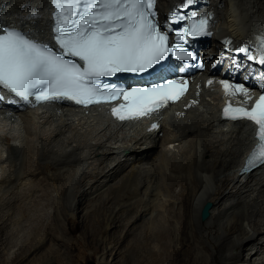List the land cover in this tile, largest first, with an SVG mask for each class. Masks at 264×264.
Listing matches in <instances>:
<instances>
[{"label": "bare ground", "instance_id": "6f19581e", "mask_svg": "<svg viewBox=\"0 0 264 264\" xmlns=\"http://www.w3.org/2000/svg\"><path fill=\"white\" fill-rule=\"evenodd\" d=\"M186 1L159 0L158 9L162 14ZM203 2L211 4L205 10L212 18L214 52L227 58L254 49L264 34V0ZM47 5L48 0H0V26L16 24L46 39ZM224 69L188 78V96L154 114L161 128L151 133L144 121L113 120L106 106L1 109L0 206L6 200L18 206L46 182L62 187L74 211L84 202L106 205V229L125 233L121 243L116 240L119 245L131 246L128 238L146 231L145 246L134 247L132 264H164L168 255L175 256L174 264H264V167L239 174L254 132L247 121L220 119ZM208 203L210 217L203 221ZM1 214L3 243L17 229L27 234L29 219L22 210ZM45 243L44 236L39 244ZM119 245L111 250L121 255L127 246ZM23 247L19 259L28 264L29 246ZM98 264H104L102 258Z\"/></svg>", "mask_w": 264, "mask_h": 264}, {"label": "snow or ice", "instance_id": "6c2138e0", "mask_svg": "<svg viewBox=\"0 0 264 264\" xmlns=\"http://www.w3.org/2000/svg\"><path fill=\"white\" fill-rule=\"evenodd\" d=\"M154 3L155 0H54L59 52L25 33L5 29V34L0 35V89L25 102L34 95L36 101L67 99L85 105L99 103L98 95L115 99L123 92L130 104L127 115L113 109L120 119L155 111L167 99L178 97L170 92V85L124 91L101 79L118 73L145 72L163 60L166 51L175 50L167 47L168 36L159 30L155 13L150 11ZM206 23L199 21V31ZM65 56L78 58L83 66ZM260 63L264 64V55ZM225 88L229 85L225 84ZM230 110L259 126L260 145L253 160L259 153L264 164V95L251 111L230 105L225 115Z\"/></svg>", "mask_w": 264, "mask_h": 264}, {"label": "rangeland", "instance_id": "374dc122", "mask_svg": "<svg viewBox=\"0 0 264 264\" xmlns=\"http://www.w3.org/2000/svg\"><path fill=\"white\" fill-rule=\"evenodd\" d=\"M42 183L41 187L43 184L44 187L39 194L34 195L29 191V194L23 196L25 199L21 198V202L18 203V206H15L16 203L8 204L6 202L7 200L4 201L5 204H1L0 214H3H1V216L10 214L13 209L18 207L23 211V214L25 213L24 216L29 219V225H27V227L24 226L25 230L28 228L27 234L19 227L21 230H15L13 232L14 235L12 233L13 239L11 238L7 240V242L4 241V243L0 240V264H21L19 257L21 258V254L24 253V249L26 248L23 247L24 245L29 246V254L24 255V259L29 256L28 264H88L91 261L98 264L101 258L104 264H128V262L132 264V262L136 260L134 247L138 249L140 246L141 248L145 246L144 242L146 243L147 241L146 231H144L145 233L139 230L136 232H143L141 234L138 233L141 237L134 235L135 238L133 236L132 238L130 236L128 241L131 243V246L129 245V247L125 243L124 246H127V248L129 247L128 249L125 247V251L123 250V244H120L123 250L120 255L121 250L118 254L117 249L114 251L111 250V248L114 247L115 244L119 245L117 242L119 239L120 243L123 241L120 235L125 236V233L116 235L113 231L111 232L106 229V219L107 214H109L106 205L98 203V206H92L84 202L82 205L78 206L79 208L77 207V211H74L71 209L68 196L65 197L66 193H62L64 192L63 189H61L62 187L58 190L52 187V185L46 184V182ZM22 207L25 209H21ZM86 211H88V214ZM18 230H20V232L22 231L21 234ZM99 235L100 238L97 241L96 237ZM44 236L49 243L39 244V240ZM106 237L109 239L108 244L102 241V239ZM137 237H139V239ZM139 240L141 241L140 244L138 242ZM174 244L177 245L176 243ZM155 245L158 246L157 243L155 244L153 242L152 246ZM179 248L181 247L179 246ZM128 250H130V252ZM126 257H129V260H127ZM181 257L183 258V256ZM168 259L169 260L165 261L164 264H174L175 256L168 255ZM25 263L27 264V262Z\"/></svg>", "mask_w": 264, "mask_h": 264}, {"label": "water", "instance_id": "95a60500", "mask_svg": "<svg viewBox=\"0 0 264 264\" xmlns=\"http://www.w3.org/2000/svg\"><path fill=\"white\" fill-rule=\"evenodd\" d=\"M212 209V204L211 203H208L204 206L202 212H201V219L203 221H207L210 217V211ZM88 264H95L94 262H89Z\"/></svg>", "mask_w": 264, "mask_h": 264}]
</instances>
